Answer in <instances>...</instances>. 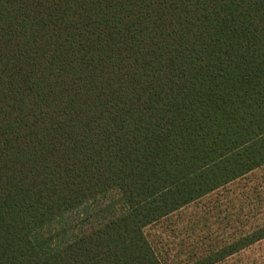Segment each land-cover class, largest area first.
<instances>
[{"label":"trees","instance_id":"16d2710c","mask_svg":"<svg viewBox=\"0 0 264 264\" xmlns=\"http://www.w3.org/2000/svg\"><path fill=\"white\" fill-rule=\"evenodd\" d=\"M261 169L264 0H0V264H222Z\"/></svg>","mask_w":264,"mask_h":264},{"label":"rangeland","instance_id":"374dc122","mask_svg":"<svg viewBox=\"0 0 264 264\" xmlns=\"http://www.w3.org/2000/svg\"><path fill=\"white\" fill-rule=\"evenodd\" d=\"M243 186H245L246 188L254 186L257 189H259L261 192H264V169H261L260 171L253 173L248 178L247 181H241L239 187L241 188ZM262 199H264V196L262 197ZM214 203H215V197L213 198L210 197L200 201L196 206L186 209L183 215L177 217L178 218L177 220H179L178 222L180 227L188 223L194 217L200 218V215L202 216L203 211L204 210L208 211L207 209H211L214 206ZM85 211L80 212L70 218L71 223L69 225H71L75 229L72 230L73 232H75L76 229L79 227L77 224L79 223V221H81V219H83L85 213L87 215L92 213L91 209H87V211L86 212ZM210 223L212 224L211 221ZM171 224L172 223H170V221H167L162 225H157L146 230V234L149 238L155 239L156 237H159L163 239L160 246H163V248L168 251L166 253L167 264H169L170 261H172V259H174L178 254H180L179 257L180 259L183 258L182 256L183 254L180 253L179 250H177V246H175L174 244H170V240H166L167 237H170L169 228H172V226L175 225V224L173 225ZM84 226H87V224H85ZM178 228H179L178 225L174 226L175 230H178ZM195 235L196 233H194V236ZM215 235H219V233L218 234L215 233ZM263 257H264V242L261 243L260 245L252 247L251 249L243 253L238 254L237 256L233 257L231 260L225 261L222 264H264Z\"/></svg>","mask_w":264,"mask_h":264}]
</instances>
